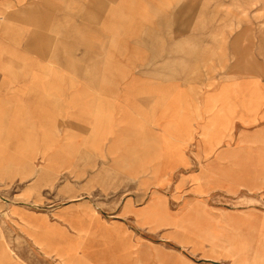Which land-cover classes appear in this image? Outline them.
Masks as SVG:
<instances>
[{
  "label": "crops",
  "instance_id": "obj_1",
  "mask_svg": "<svg viewBox=\"0 0 264 264\" xmlns=\"http://www.w3.org/2000/svg\"><path fill=\"white\" fill-rule=\"evenodd\" d=\"M48 1L42 18L35 1L0 0V184H47L44 211L17 206L20 236L69 264H200L196 256L201 264H264V83L209 93L205 109L222 111L219 124L200 128L195 94L154 85L136 69L147 52L136 37L148 32L152 10L160 15V0ZM33 24L50 25V48L31 38L38 33L25 26ZM236 122L232 143L227 125ZM135 135L159 140L135 149L124 140ZM189 148L208 158L206 170L190 174V190L171 209L135 170L187 166ZM70 169L79 178H66ZM50 179L59 181L52 198ZM55 195L66 201L56 205ZM0 264L23 263L0 244Z\"/></svg>",
  "mask_w": 264,
  "mask_h": 264
},
{
  "label": "rangeland",
  "instance_id": "obj_2",
  "mask_svg": "<svg viewBox=\"0 0 264 264\" xmlns=\"http://www.w3.org/2000/svg\"><path fill=\"white\" fill-rule=\"evenodd\" d=\"M29 1L36 2L35 10L38 17H50V1ZM159 8L160 10L157 11H160V15L153 14L155 10H152L148 16V20L151 19V21L145 23L144 26L148 32L136 37L135 47L147 51L136 62V69L146 72L144 75L154 85L165 83L168 86H176L171 89L182 90L187 94V97L195 94V97H198L199 111L201 110L200 128H215L219 124L217 114H221L222 111H218L215 115L213 109L207 112L205 99L209 93H221L218 92V88L222 84L237 87L240 82H245L247 86L264 83V0H160ZM25 27L33 30L31 34L38 33V36L30 37H37L40 48L47 49L53 44V40H50V33L54 35V31L50 30V25L33 24ZM43 33H46L47 36ZM103 35L104 38H107L106 32ZM47 40L49 43L46 46ZM21 44L19 43L20 46ZM106 44L104 42V48ZM231 91H235V95H237L239 90L231 89ZM248 111L253 112L254 107ZM228 112L231 111L228 110ZM213 115L214 118L209 121L210 116ZM171 118L168 116V123H172ZM227 127L231 132L230 142H236L233 139L237 133L238 122L232 123L231 126L227 125ZM202 138L203 136L199 137V139ZM131 139L135 149L142 148V145L137 144L141 140L149 142L143 144V147L150 144V141L159 140L157 135L148 138L135 135L124 140L131 142L129 141ZM126 146L123 148L128 150ZM156 153L146 152L147 155ZM185 155L190 160L193 159V162L187 166L175 167V161L172 169H162L158 174L153 173V168L150 167L139 168L135 170L134 178L144 186L143 179L150 177V181L148 180L150 186H144L145 189L147 191L149 189L150 192L159 190L165 193L169 199V207L177 209L179 201L175 196L179 192L187 193L190 190L192 185L188 181L190 174L196 171H205L208 160L207 157L205 158L195 151L191 152L190 148ZM139 157L142 159V156L139 155ZM139 157L136 159L140 160ZM40 161L42 160L40 159ZM157 163L151 162L152 167L155 168ZM162 164L164 163L159 165ZM119 171L120 173H132L131 170L126 169ZM39 172L41 175L46 170L40 168ZM163 172H165L164 179L161 177ZM73 176L76 179L79 178V169L67 170L65 177ZM50 177L53 178L52 175ZM159 179L161 183H159ZM58 183V180L54 184L53 179H50L51 198L56 193ZM46 195L47 184L46 182L42 183L41 180L38 184L33 185H27L24 182L5 183L4 181L0 184V244L4 245L12 256L21 260L23 264H69L59 256H46L35 246H32L29 241L22 238L17 230L18 223L14 217L17 206L42 212L47 208ZM54 197L55 201H60L56 202V205L66 201L65 199L60 200L56 195ZM232 198L236 197L232 196ZM225 203L231 208L239 207L234 201L226 200ZM156 238L152 239L157 240ZM47 244L50 246V240L47 241ZM42 248L46 253L52 254L50 248ZM183 255L191 256L188 249H184ZM194 259L200 264L203 262L202 259L197 260V256Z\"/></svg>",
  "mask_w": 264,
  "mask_h": 264
},
{
  "label": "bare ground",
  "instance_id": "obj_3",
  "mask_svg": "<svg viewBox=\"0 0 264 264\" xmlns=\"http://www.w3.org/2000/svg\"><path fill=\"white\" fill-rule=\"evenodd\" d=\"M202 60V59H201Z\"/></svg>",
  "mask_w": 264,
  "mask_h": 264
}]
</instances>
